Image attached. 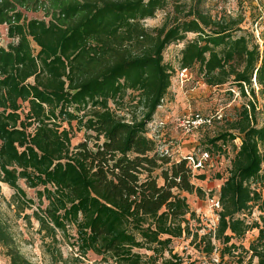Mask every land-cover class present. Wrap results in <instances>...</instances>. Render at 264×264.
Returning <instances> with one entry per match:
<instances>
[{
  "label": "trees",
  "instance_id": "1",
  "mask_svg": "<svg viewBox=\"0 0 264 264\" xmlns=\"http://www.w3.org/2000/svg\"><path fill=\"white\" fill-rule=\"evenodd\" d=\"M168 1L0 0V26L11 40L0 46V182L13 190L14 206L32 201L19 180L46 202L32 215L46 237L74 230L76 257L51 252L50 264H77L89 252L104 264H181L171 248L181 238L198 239L206 255L215 250L213 239L223 246L222 261L236 249L231 241L254 229L241 253L249 255L245 264H264V215L252 224L240 218L254 207L264 213V194L251 186L264 177V39L260 49L240 28L243 18H213L202 0L150 33L142 22ZM39 11L47 22L23 15ZM180 42V70L197 66L207 87L229 84L250 96L228 131L209 141L214 148L236 139L240 145L219 189L216 230L201 237L182 194L203 197V190L186 160L163 155L147 131L170 87L163 52ZM72 122L84 132L76 145ZM0 246L9 264H33L1 217Z\"/></svg>",
  "mask_w": 264,
  "mask_h": 264
},
{
  "label": "rangeland",
  "instance_id": "2",
  "mask_svg": "<svg viewBox=\"0 0 264 264\" xmlns=\"http://www.w3.org/2000/svg\"><path fill=\"white\" fill-rule=\"evenodd\" d=\"M196 0H169L163 10L157 11L152 19H146L142 22L144 28L150 33L153 29L160 28L163 24L168 26L175 19L181 20L188 8L195 5ZM176 7L181 8L177 9ZM200 8L207 12L213 18L222 17H241L243 22L240 28L250 33L254 37V42L262 49L264 39V0H248L245 2L231 3L221 0H202ZM27 20L37 19L48 21L44 18L42 12L32 13L23 12ZM6 26H0V46L6 47L11 42L7 38ZM193 34H187L186 39H193ZM184 43H173L169 45L163 52V61L171 68L170 87L167 94L163 98L161 106L156 110V121L164 124L161 137L158 139L159 144L172 143L168 146L173 149L172 157L177 159L180 156H188L199 152H208L209 160L207 166L195 172L194 184L201 188L204 192L203 197H197L195 194H182L191 211L194 212L196 221L192 222L193 226L199 228L198 237L213 233L216 230L218 223V213L220 210L211 208L209 199L217 197L219 189L225 179L228 177L230 161L232 160L235 148L240 145V140L227 142L224 147L214 148L209 144V141L219 134L225 133L228 130V124L235 120L239 109L249 99L239 96L235 88H231L226 84L220 88H209L202 80L198 72L197 66L186 70L184 74L179 69V52ZM255 93H258L256 85L253 83ZM233 89L234 93L230 90ZM248 94V93H247ZM131 97H126L128 102ZM257 106H263L262 99L257 96ZM111 108L115 107L111 104ZM131 110H123L120 113L126 114ZM193 113H200L203 116L220 115L221 119L213 122L210 127H205L199 133L193 135H183L177 124L180 119ZM162 126V125H161ZM67 128V127H66ZM71 142L73 145L78 144L84 139V132L77 131L75 122L71 123ZM155 130V129H154ZM153 132H149L148 136H153ZM159 135V134H158ZM221 146L222 143H218ZM178 150V151H177ZM211 150H213L211 152ZM170 153V151H169ZM172 153V151H171ZM154 174H158L155 172ZM264 176V172L261 173ZM199 176H204L203 180L198 179ZM161 184V180H158ZM18 185L26 194V198L31 201L28 208L25 207L23 201L18 203V207L11 203L13 190L6 184L0 182V217L6 222L8 231L10 232L15 246L19 253L29 262L33 264H50V253H60L63 259L76 257L73 255L76 250L72 247V237L74 230L68 229L65 237L61 232H56L54 239L46 237L45 232L39 230L38 223L32 217L33 212H38L45 208L46 202L42 200L40 203L35 190L28 189L24 181L19 180ZM251 186L256 187L258 191L264 194V177L252 181ZM39 189V188H38ZM20 208H24L23 211ZM260 213L256 207L247 211L240 218H243L246 223L252 224L259 222ZM27 217H29L27 219ZM257 230L249 231L242 239H234L230 244H233L236 249H231L230 254L225 252L222 261H220V250L223 246L215 242L213 244L215 250L212 254L206 255L200 252L199 240L190 243L191 239H176L173 240L171 248L174 254L181 257V264H245L249 255L241 253L242 250H247L250 243L256 238ZM197 246V247H196ZM202 248V245L201 247ZM243 248V249H241ZM149 254V253H147ZM245 257L241 262L237 261L236 255ZM168 257V255H165ZM0 264H9V259L5 254V249L0 246ZM77 264H104L100 263V258L89 252L85 257L81 258ZM157 264H161L160 261ZM252 264H256L254 259Z\"/></svg>",
  "mask_w": 264,
  "mask_h": 264
},
{
  "label": "built area",
  "instance_id": "3",
  "mask_svg": "<svg viewBox=\"0 0 264 264\" xmlns=\"http://www.w3.org/2000/svg\"><path fill=\"white\" fill-rule=\"evenodd\" d=\"M225 2H231V3H238V2H245L248 0H221ZM182 74L186 72V70H181ZM255 84V83H254ZM232 93H234V90H230ZM238 93V91H237ZM215 119L219 120L221 119L220 115H208V116H203L200 113H193L190 114L186 117H183L178 121V128L182 132L183 135H193L197 134L200 132L201 129L205 127H210ZM162 125V126H161ZM164 124L161 122H157L156 119L154 118L151 123L147 125V131L149 132H154L153 136H149L153 138L158 146H159V151L163 153V155L169 157L172 161L180 160V159H185L187 162L188 168L191 170L192 174L195 175L196 171H200L204 169L207 166V162L209 160V155L208 152H199L195 154H191L188 156H180L176 159L172 157L173 155V149H169L168 146H172V143L169 142L168 144H159L158 139L161 137L159 130L163 129ZM155 129V130H154ZM159 134V135H158ZM170 151V153H169ZM172 151V153H171ZM178 151V150H177ZM209 203L211 208L214 210H220V204H219V197H212L209 199Z\"/></svg>",
  "mask_w": 264,
  "mask_h": 264
},
{
  "label": "crops",
  "instance_id": "4",
  "mask_svg": "<svg viewBox=\"0 0 264 264\" xmlns=\"http://www.w3.org/2000/svg\"><path fill=\"white\" fill-rule=\"evenodd\" d=\"M156 114H157V112H156ZM156 116V115H155ZM155 118V117H154ZM160 131V130H159ZM161 131H162V129H161Z\"/></svg>",
  "mask_w": 264,
  "mask_h": 264
}]
</instances>
